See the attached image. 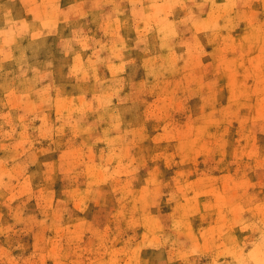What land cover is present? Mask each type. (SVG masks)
<instances>
[{
	"label": "rangeland",
	"instance_id": "rangeland-1",
	"mask_svg": "<svg viewBox=\"0 0 264 264\" xmlns=\"http://www.w3.org/2000/svg\"><path fill=\"white\" fill-rule=\"evenodd\" d=\"M0 264H264V0H0Z\"/></svg>",
	"mask_w": 264,
	"mask_h": 264
}]
</instances>
